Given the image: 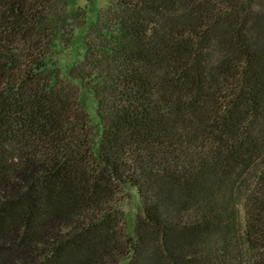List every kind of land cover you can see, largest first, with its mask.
Wrapping results in <instances>:
<instances>
[{"label":"trees","instance_id":"obj_1","mask_svg":"<svg viewBox=\"0 0 264 264\" xmlns=\"http://www.w3.org/2000/svg\"><path fill=\"white\" fill-rule=\"evenodd\" d=\"M0 264H264V0H0Z\"/></svg>","mask_w":264,"mask_h":264},{"label":"rangeland","instance_id":"obj_2","mask_svg":"<svg viewBox=\"0 0 264 264\" xmlns=\"http://www.w3.org/2000/svg\"><path fill=\"white\" fill-rule=\"evenodd\" d=\"M108 0H68V8L75 10L76 7H84L86 11L87 23H92L97 18L98 12L104 8ZM85 29H79L74 33V39L71 46L60 52L58 56L53 59V64L58 67L63 75H65L72 64L79 60L84 51L83 34ZM81 100L83 107L89 114L93 122H96L95 101L89 91L81 89ZM139 208V197L135 190H127L125 200L122 203L121 209L125 214L128 227L133 226L134 218Z\"/></svg>","mask_w":264,"mask_h":264}]
</instances>
